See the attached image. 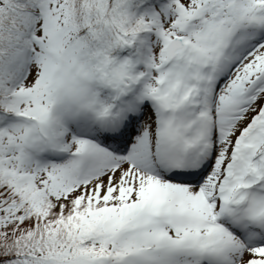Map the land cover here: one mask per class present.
Returning a JSON list of instances; mask_svg holds the SVG:
<instances>
[{"label":"snow or ice","instance_id":"snow-or-ice-1","mask_svg":"<svg viewBox=\"0 0 264 264\" xmlns=\"http://www.w3.org/2000/svg\"><path fill=\"white\" fill-rule=\"evenodd\" d=\"M0 264H264V0H0Z\"/></svg>","mask_w":264,"mask_h":264}]
</instances>
